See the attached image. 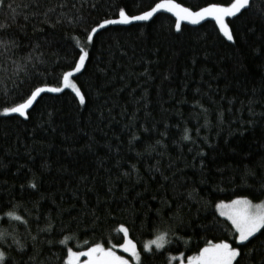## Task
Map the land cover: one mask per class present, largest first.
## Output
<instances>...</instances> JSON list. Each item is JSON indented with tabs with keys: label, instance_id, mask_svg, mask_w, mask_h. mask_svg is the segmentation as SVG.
Here are the masks:
<instances>
[{
	"label": "trees",
	"instance_id": "1",
	"mask_svg": "<svg viewBox=\"0 0 264 264\" xmlns=\"http://www.w3.org/2000/svg\"><path fill=\"white\" fill-rule=\"evenodd\" d=\"M67 2L84 18L78 26L62 23L53 28L39 16L19 18L22 31L17 36L23 51L0 61V113L26 99L35 86L62 87L63 73L78 60L76 40L87 46L85 28L114 18L121 7L135 15L159 0ZM174 2L196 10L231 0ZM15 3H39L40 11L49 6V0ZM262 4L264 0H255L254 12L228 18L240 32L238 47L222 38L210 20L184 23L177 33L175 18L163 12L149 22L110 26L94 36L85 68L73 77L85 95L84 105L66 89L42 94L28 119L0 114V202L18 203L17 214L30 215L31 236L40 242L67 235V247L73 250L99 242L106 248L114 245L116 253L128 258L119 247L124 243L121 224L141 250L157 227L168 226L158 224L149 231L142 221L151 226L159 217L171 222L181 216L183 226L176 233L181 240L166 245L167 251L145 264H166L167 257L181 252L187 261L206 241L231 242L230 222L219 216L215 205L246 194L240 188L245 166L255 171L249 184L258 187L264 180ZM30 44H39L43 53L44 63L27 69L42 73L39 79H26L23 71L14 74L17 68L11 61L19 62ZM185 129L189 140L183 139ZM30 181L37 189L28 186ZM129 205L137 210L134 224L126 211ZM92 213L99 217L95 230ZM49 218L53 231H39ZM17 239L27 245L24 252L11 236L0 241L3 264H29L31 237L21 228ZM167 239L174 240L171 235ZM65 247L44 246L42 252L45 257L63 256ZM250 247H264V237ZM259 258L254 255L253 264Z\"/></svg>",
	"mask_w": 264,
	"mask_h": 264
},
{
	"label": "snow or ice",
	"instance_id": "2",
	"mask_svg": "<svg viewBox=\"0 0 264 264\" xmlns=\"http://www.w3.org/2000/svg\"><path fill=\"white\" fill-rule=\"evenodd\" d=\"M254 3L255 0H231L226 5L221 3H207L205 6L193 10L190 7L175 3L174 0H159L149 10L135 15H130L124 7H121L118 9V15L114 18L96 21L90 30L88 28L84 29L87 46L81 44L79 40H76L75 46L79 48L78 60L73 61L75 66L72 70L63 73L64 88H71L75 92L76 97L79 98V103L81 105L85 104V95L81 93V90L75 83L71 82L69 77H72L74 72L80 73L85 68L86 61L90 58V50L91 45L94 43V36L98 35L102 30L109 29L110 26L149 22L161 12L170 13L175 18V32H181L183 30L182 25L185 22L190 25H199L203 21L210 20L214 22V27L218 29V34L222 38L230 42L231 46L238 47L241 41L240 32L235 29L233 20L228 18L240 19L246 12H254ZM72 8H75V5ZM72 8L68 7L67 0H57L55 3L49 0V6L44 8L43 11L39 10V3L35 5L31 3L16 4L15 0L11 3H8L7 0H0V17H2L0 18V61L9 60V54L17 55L23 51L21 41L17 36V33L22 31L21 28L17 27L18 20L21 16L25 21H28L31 17L39 16L42 18V22L48 23L53 28L57 24L62 23L75 27L84 18L78 14L79 10L73 12ZM261 14L264 15V4L261 5ZM53 15H55L54 23L52 22ZM14 27L16 31H13ZM248 31L254 32L255 29L249 28ZM29 48L30 50L20 57L19 62L17 60L11 61L17 68V72L14 74L19 75L23 71L26 79H39L42 73H28L27 69L29 65L35 68L38 63L43 64V53L40 52L39 44H30ZM62 91L63 89L61 87H51L47 84L35 86L29 90L26 99H23L22 102L14 103V106L3 107L2 113L0 114L6 116L9 114H18L19 117L28 119L30 117V109L33 108L34 103L42 94L61 93ZM187 132L188 130L185 129L184 140L190 139ZM201 163L203 164V161ZM125 175L128 174L125 173ZM253 176H255L254 169L245 166L240 178V188L246 194L237 195L227 202L221 200L215 205L216 209L219 210V216L226 218V221L230 222L232 229L231 242L227 239H221L215 243L211 240L206 241L205 246L199 248L197 254L186 257L187 264H253L254 255H259L260 257L257 264H264V247L259 249L250 247L255 240L264 237V180H260L258 182L259 186L257 187L255 183H248L249 177ZM28 186L31 189H37V183L33 181H30ZM21 187L23 188L24 186L21 185ZM254 200L259 202L254 203ZM18 207V203L9 202L4 204L0 202V212L3 213V215H0V225L5 223L8 225V227H0V241H5L7 237L11 236L13 243L16 244L21 252H24L27 245L17 239V234L23 228L31 237L32 241L33 255L29 257V264H130V261H134V264H145L146 259L156 258L158 253L167 251L166 245L181 240V237L177 236L176 233L178 227L183 226V219L181 216L176 215L172 218L171 222L165 221L163 217H159L151 226L148 225L147 220L142 221V226L149 231L158 224H167L168 226L163 230L157 227V234L154 238L144 242L141 250H137L136 243L129 238V228L121 224L118 231L123 234L122 239L124 243L120 244L119 247L124 253L130 254L128 259L123 255H117L113 250L115 248L114 245L106 248L103 243L99 242L91 247H87L86 250H73L72 247H67L70 241V237L67 235L59 240L49 238L43 242L38 241L37 236H31L30 215L17 214L16 209ZM8 208L11 210L4 211V209ZM126 211L134 217L132 221L134 224L137 215V210L134 205H129ZM36 219L38 220L39 217H36ZM98 220L99 217L95 213H92L93 230H95V222ZM12 222L18 223L13 224ZM39 231L50 233L53 231L51 218H49L48 226L44 229H39ZM61 231L63 232V230ZM170 235L174 240L167 239ZM185 243L187 244L188 241H185ZM57 244L66 246L62 250L64 251L63 256L54 255L45 257L43 255L42 249L44 246H48L51 249ZM142 254L146 255L142 256ZM4 259L5 253L0 251V264H3ZM172 261H177L178 264H184L185 254L181 252L178 256L167 257L166 264H171Z\"/></svg>",
	"mask_w": 264,
	"mask_h": 264
},
{
	"label": "rangeland",
	"instance_id": "3",
	"mask_svg": "<svg viewBox=\"0 0 264 264\" xmlns=\"http://www.w3.org/2000/svg\"><path fill=\"white\" fill-rule=\"evenodd\" d=\"M185 23H187V22H185ZM77 73H73V76L72 77H69V79L71 80V82L72 83H75L76 85H77V87L79 88V86H78V84L76 83V81L74 80V76L76 75ZM63 90H66V89H69V90H72L71 88H64V85H62V87H61ZM80 89V88H79ZM73 91V90H72ZM75 93V92H74ZM117 255H121V254H119V253H116ZM124 256V255H123ZM126 259H128V257H126V256H124ZM82 259H84V258H82ZM130 264H134V261H130ZM184 264H187V261H184Z\"/></svg>",
	"mask_w": 264,
	"mask_h": 264
}]
</instances>
